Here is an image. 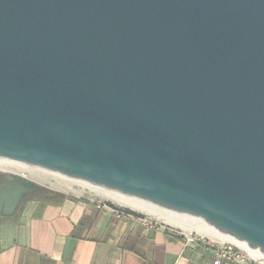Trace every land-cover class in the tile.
<instances>
[{
	"label": "water",
	"instance_id": "1",
	"mask_svg": "<svg viewBox=\"0 0 264 264\" xmlns=\"http://www.w3.org/2000/svg\"><path fill=\"white\" fill-rule=\"evenodd\" d=\"M0 160L264 261V0H0Z\"/></svg>",
	"mask_w": 264,
	"mask_h": 264
},
{
	"label": "crops",
	"instance_id": "2",
	"mask_svg": "<svg viewBox=\"0 0 264 264\" xmlns=\"http://www.w3.org/2000/svg\"><path fill=\"white\" fill-rule=\"evenodd\" d=\"M30 207L0 232V264H213L185 234L120 221L92 200L58 194Z\"/></svg>",
	"mask_w": 264,
	"mask_h": 264
},
{
	"label": "rangeland",
	"instance_id": "3",
	"mask_svg": "<svg viewBox=\"0 0 264 264\" xmlns=\"http://www.w3.org/2000/svg\"><path fill=\"white\" fill-rule=\"evenodd\" d=\"M29 169L31 173L17 174L24 176L26 179H29L36 184L46 187L54 193L56 192L60 195L92 200L94 202L108 203L110 205L124 208L137 214L143 215L147 218L157 221L160 225L168 226L179 233L185 235L193 234L196 237H204L210 241H220L215 235L209 233L212 232L210 231L212 229H208L201 220L189 219L186 217L169 214L155 207L128 198L117 196L80 182L66 180L45 171L33 168ZM126 203H128V205ZM131 203L138 204V206H134L137 208L135 209L134 207H132Z\"/></svg>",
	"mask_w": 264,
	"mask_h": 264
},
{
	"label": "built area",
	"instance_id": "4",
	"mask_svg": "<svg viewBox=\"0 0 264 264\" xmlns=\"http://www.w3.org/2000/svg\"><path fill=\"white\" fill-rule=\"evenodd\" d=\"M97 207L120 221H132L148 230L158 229L161 225L143 215H133L127 209L116 207L108 203L97 202ZM187 245H202L207 248L212 257L213 264H264L263 260L255 258L248 249L237 247L232 242L210 241L204 237H196L193 234L185 235Z\"/></svg>",
	"mask_w": 264,
	"mask_h": 264
},
{
	"label": "flooded vegetation",
	"instance_id": "5",
	"mask_svg": "<svg viewBox=\"0 0 264 264\" xmlns=\"http://www.w3.org/2000/svg\"><path fill=\"white\" fill-rule=\"evenodd\" d=\"M56 196L58 194L16 172L0 170V232L9 225L6 221L31 208L33 201Z\"/></svg>",
	"mask_w": 264,
	"mask_h": 264
},
{
	"label": "bare ground",
	"instance_id": "6",
	"mask_svg": "<svg viewBox=\"0 0 264 264\" xmlns=\"http://www.w3.org/2000/svg\"><path fill=\"white\" fill-rule=\"evenodd\" d=\"M29 168L27 166H24L21 164H16V163H11V162H6V161L0 160V170H3V171H11V172H16V173H20V174H23V173L25 174V173H31ZM126 204L128 205V203H126ZM131 204H132V207L138 206V204H136V203H131ZM134 208L136 209L137 207H134ZM210 231H213V230H210ZM226 240H228V242H232L229 238ZM241 247L247 249V247L245 245H243Z\"/></svg>",
	"mask_w": 264,
	"mask_h": 264
},
{
	"label": "trees",
	"instance_id": "7",
	"mask_svg": "<svg viewBox=\"0 0 264 264\" xmlns=\"http://www.w3.org/2000/svg\"><path fill=\"white\" fill-rule=\"evenodd\" d=\"M128 212L131 213V214H133V215H137V214H136L135 212H133V211H129V210H128Z\"/></svg>",
	"mask_w": 264,
	"mask_h": 264
}]
</instances>
